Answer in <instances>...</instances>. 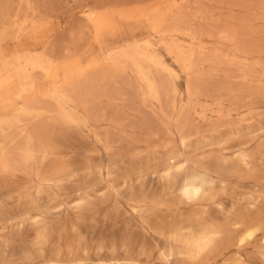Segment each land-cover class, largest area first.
I'll use <instances>...</instances> for the list:
<instances>
[{"label":"rangeland","instance_id":"1","mask_svg":"<svg viewBox=\"0 0 264 264\" xmlns=\"http://www.w3.org/2000/svg\"><path fill=\"white\" fill-rule=\"evenodd\" d=\"M52 1L55 8L42 29L22 37L20 48L40 50L41 43L56 34V20L60 17L65 25L63 13L77 9L74 0ZM243 1L201 0L186 5L184 0H120L126 9L162 3L169 10L191 7L193 11L200 5L202 13H208L203 19L187 17L179 26L181 30L191 27L189 32L174 36L187 43L197 34L195 28L203 31L206 49L197 52L196 71L188 77L164 43L151 39L154 56L171 71L169 76L160 67H151L160 74L165 90L161 104L146 96V86L132 66L113 68L104 57L122 37L145 34L149 29L146 21L111 16V29L98 40L86 33L75 42L74 55L82 64L94 60L99 64L95 72L88 70V79L77 78V87L67 89L73 98L62 101L64 111H73L80 118L65 120L59 105L46 99L13 130H0V264H192L166 256L164 226L195 214L224 223L234 215L225 212L236 202L243 204L240 200L254 188L253 182L230 177L235 191L219 193L216 203L191 205L176 198L158 171L172 157L192 156L205 166H221L240 151L256 152L264 142V0ZM3 3V11L14 9L12 2ZM76 20H71L75 29ZM57 41L61 43L60 37ZM3 45L10 52L16 42L7 40ZM187 79L192 100L186 97ZM29 102L13 100L8 105L12 110L6 114L13 115ZM181 104L187 108L185 117L178 114ZM260 188L264 191V185ZM81 195L86 203L76 207ZM38 213L43 220L40 225L32 218ZM44 226L45 239L37 243V232ZM254 243L258 242L242 246L243 261L232 257L233 247L232 251H218L219 255L210 254L209 261L264 264L259 245Z\"/></svg>","mask_w":264,"mask_h":264},{"label":"bare ground","instance_id":"2","mask_svg":"<svg viewBox=\"0 0 264 264\" xmlns=\"http://www.w3.org/2000/svg\"><path fill=\"white\" fill-rule=\"evenodd\" d=\"M74 1L77 5V9L75 8L76 11H74L73 8V12L72 10H69V14L63 13L67 18V22L65 23V25H62V19L59 17V19L55 22L56 34L54 35V37L48 42H42V47L40 50L32 51L20 48L19 42L22 37L29 36L30 34L42 29L45 19L49 17L51 11H53V9L55 8L53 1L0 0V4L2 3L3 5V2H7V4L8 2H12L14 4V9L10 11H7V9L3 8L7 11L5 12L0 9L1 131H5L6 129L13 130V127L15 125L25 120V117L27 115L32 114V112L36 111L39 103H43V101L46 99H52L59 105L61 114L63 116L62 118H64L65 120L80 118V116L73 111H64L62 101L72 99V95H70L67 90L68 88H71L69 86H76L78 81L76 79L80 76H84V80L88 79V76L90 75L88 74V70H92L93 72H95V70H98L99 64H97L95 60L89 61L86 64H82L80 62V59L76 55H74V47L76 46L75 42L78 39L82 40L86 33L91 36V39L98 40L99 37L102 36L107 30L111 29V16H117L118 19L132 20L133 22L138 23L146 21L149 29L145 34H134L122 37L117 41L115 45L107 49L104 57L105 62H107L106 64L113 68H125L126 64L132 66L146 86V96L155 99L156 102L159 101L160 103V100L162 98L163 86L161 83L160 74L153 71L151 67H160V69L166 71L169 76H171V71L163 67L160 59L154 56L151 48V39H157V41L162 42V44L164 43V47L166 48V50L174 56L183 71L187 74V77L197 66V52L199 51L201 53L205 51L204 49H206L204 47L203 40L201 39L203 37V31L200 32V30L202 29H198L200 27L195 28L197 34L192 35L189 33L192 36L190 38V41H188L187 43H181L174 38L175 35H179L184 31L189 32V30L191 29L190 27L189 30L187 28H183L181 30V27L179 26V24L187 19V17H192L195 20L205 18L208 13H202L200 5L194 8L193 11H191V7L187 8V10H185L186 8L180 10V7L178 10L164 9L165 7L163 8L162 3H153L154 5L152 6L140 5L139 7L126 9V6L124 5L123 7V5L120 3V0L107 2L105 0ZM200 1L201 0H184V3L187 5L190 2L193 3ZM242 2L245 1L242 0ZM185 4H183V6ZM6 6L7 5H5V8ZM203 14H205L204 17ZM259 17L260 16H258V18ZM55 18L57 19V17ZM74 18H77V20H79V24L76 26V29L73 26L74 24L71 22V20ZM119 29L120 27H118V30ZM196 29H198L199 31H197ZM58 37H60L61 40L60 44L57 41ZM248 37L251 36L248 35ZM7 40L16 42L15 48L10 52L4 50L3 41ZM235 45L236 44H234V47ZM83 47H85V45ZM257 52H252V54H257ZM101 70H103V68ZM72 76L75 78V81L73 82L71 80ZM186 83V97L188 98V100H192L189 90L190 80L187 79ZM74 93L75 92H73V94ZM180 97L182 98L181 95ZM15 99H22L25 101L29 99L30 105L16 110L13 115H9V110H12V108L8 107V105ZM186 110L187 108L181 104L179 112L178 110L177 112L180 116L182 115L183 117H185V115L187 116V114L185 113ZM7 111L8 115L6 114ZM180 116H178V118ZM9 132L10 131H8V133ZM249 151L250 152H247L245 150L240 151L235 158H232L234 160L230 158L229 160L232 161H223L221 166L218 164H216L215 166H212V164V167H210L209 164L205 166V164L203 165V163H200L199 161H197V163L195 161L196 159H191L193 158L192 156L188 158H185L183 156L184 158L180 157L176 159L172 157L171 160L167 163H164L161 168L158 167L160 168L158 171L159 177L165 182L168 188L175 192L176 198L191 205L199 202L216 203L215 199L218 197L219 193L223 194L228 190L235 191L236 187L230 183V177H234L235 179L247 178L250 181L252 180V187H254L246 193L242 200H240L242 202L244 201L242 205L239 206V203L236 204V202L235 205L231 206V208L225 212L234 213V215L232 214L233 217H226L227 219L223 220L224 223H219L203 217H197L195 214L190 215L184 222L176 224L174 222V224L172 225L164 226L166 228L163 229L162 233L165 236L167 242L166 244H168V252L166 253V256L175 257L177 259L179 258L180 260L186 259L192 264H212V261L210 262V258L208 257L210 254H216L218 251L220 253V250L222 249L233 247L235 249V252L232 257L234 256L235 260L237 261H243V255L241 256L240 254V250L243 248L242 246L245 243H249L250 241H257L259 244H254L259 245L260 250L257 247L258 252H260L261 254V257L259 258H264V191L260 188L262 185H264V142H260L258 144V149L256 152L251 153V150ZM114 160L116 161V159ZM211 160L213 161L214 159ZM213 162L214 164L216 163V161ZM234 178H232L231 182H233ZM75 202L76 207L83 206L86 203L85 195H81L80 197H78ZM218 205H220V203ZM220 208L221 211H223L222 207ZM133 209L135 210L136 208L133 207ZM32 218L35 224L40 225L43 221L39 213L35 214V216ZM218 220H220V218ZM165 221L167 220L165 219ZM162 227L163 226H161V230ZM44 232L45 226L42 228V230H39L37 232V243H40L45 239L46 232ZM36 245L37 244H35V246ZM248 245L250 246V244ZM249 248L250 247H248V249ZM245 249L247 250V248ZM219 253L217 254L219 255ZM218 255L216 256L218 257ZM215 258L216 257H214L213 259ZM221 258H223V256Z\"/></svg>","mask_w":264,"mask_h":264}]
</instances>
